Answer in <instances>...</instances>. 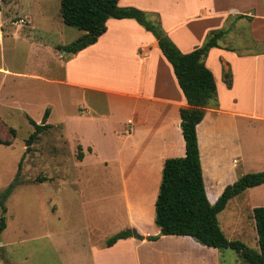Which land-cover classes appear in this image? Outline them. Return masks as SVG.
Returning <instances> with one entry per match:
<instances>
[{"label":"rangeland","instance_id":"obj_1","mask_svg":"<svg viewBox=\"0 0 264 264\" xmlns=\"http://www.w3.org/2000/svg\"><path fill=\"white\" fill-rule=\"evenodd\" d=\"M138 1L151 7L161 6L166 24H171L184 15L197 18V8L185 9L184 1L188 5L211 0ZM211 12L206 22L209 27L226 29V47L235 45L238 54L264 50V27L253 39L245 21L237 20L239 23L234 24V17L226 22L227 17L213 18ZM147 17L160 23L158 13H147ZM80 34L83 32L62 22L60 0H0V66L11 71L0 73V118L15 131L10 136L11 144H0V220L5 223L0 229V264H105L99 255L95 263L93 249H104L106 238L123 230L137 232L134 223L148 230L155 227L146 211L135 216L128 198L130 192L125 191L131 187L133 194L142 185L148 195L150 182L142 168H150L151 164H124V169L116 162L79 164L73 124L66 131L62 126L61 116H71L77 111L79 96L56 82L62 72L59 61L65 51L55 49L54 45L69 44ZM224 59L233 62V58ZM209 65L214 67L213 63ZM261 66L263 63L250 65L247 71L260 78L262 70L257 67ZM250 86L254 88L253 83ZM221 94L222 99L229 96L224 90H220ZM95 100L98 108L104 106L100 99ZM252 101L250 88L239 108L246 111L255 108L257 113H264V104L253 105ZM46 109L50 114L45 122L51 126L40 131L32 143L28 142L35 130L29 118L40 124ZM238 130L242 155L234 168L235 174L222 177L219 188L236 175L264 169V122L242 117L238 119ZM0 136H6L3 128ZM216 149L217 153L208 152V157H216L215 162H210L215 164L213 168L219 165V173L223 165L227 167L229 157L237 156L222 151V147ZM11 184L14 186L8 191ZM256 206H264V185L248 188L230 199L218 216L228 238L256 247L250 213L251 207ZM235 222L247 227L244 231L238 232L236 227L232 230ZM157 239L158 236L149 241ZM147 248L140 249V257H149L141 264H175L180 254H173L178 249L170 254L168 247L159 245ZM221 264L249 263L227 248L223 250Z\"/></svg>","mask_w":264,"mask_h":264},{"label":"crops","instance_id":"obj_2","mask_svg":"<svg viewBox=\"0 0 264 264\" xmlns=\"http://www.w3.org/2000/svg\"><path fill=\"white\" fill-rule=\"evenodd\" d=\"M118 3L122 7H137L146 13H158L164 33L183 53L200 46L210 30L223 28L208 26L206 20L209 10L212 11L213 18L227 17L226 22L234 17V24L245 21L249 24L253 39L259 35L261 27H264L261 24L264 20V0H211L210 3L189 2L188 5L184 1L185 9L188 6L189 9L197 8V18L184 15L176 22L174 19L171 24H166L161 6L151 7L138 0H118ZM225 36L226 34L220 39L222 43L218 41L220 47L210 48L205 58V65L214 76L218 106L207 107L203 119L196 126L204 187L210 203L217 199L226 186L219 188L220 179L235 174L234 168L241 158L238 119L246 117L264 122V113H257L255 108L253 111L239 108L241 99L249 94L250 88L253 105L264 104V50L238 54L235 45H224ZM58 45L62 44H55V49H58ZM225 57L233 58V62L224 59ZM209 63H213L214 67L211 68ZM262 63L261 68L257 67L262 70V76L252 77L247 71L250 65L255 67ZM59 67L62 72L56 82L79 96L77 111L71 116H61L65 131L70 123L73 124V134L82 152L78 163L116 162L123 169L124 164H151L150 168H142L144 177L150 182L148 195L142 185L133 194L131 187L125 191L130 192L128 198L134 206L132 209L135 216H141L146 211L153 223L154 201L163 161L185 153L179 109L187 105L172 66L162 54L156 38L133 18L109 17L104 33L78 52L64 53ZM230 67L231 86L228 87L222 71L228 68L230 70ZM0 73L11 71L0 66ZM251 83L254 88L250 86ZM220 90L228 93L227 99L221 98L223 94L220 95ZM95 98L100 99L104 106L98 108ZM49 114L50 110L48 116ZM217 147L237 156L232 159L229 157L227 167L223 165L219 173V165L213 168L215 164L210 162H215L216 157H208V152L217 153ZM241 175H236L230 183ZM262 185L264 183L251 188ZM213 190L216 193L212 194ZM143 202L146 204L143 205ZM242 222H235L232 230L236 227V231H244L247 225ZM219 224L221 227L220 220ZM133 226L143 237L152 234L157 235L158 239L149 241L131 236L118 239L104 249L94 248L95 263L99 255L105 259V264H141L143 259L148 260L149 257H140V249L143 247L148 250V246L159 245L162 248L168 247L170 254L178 249L173 252L174 255L180 253L175 264H221L223 250L202 245L191 236L164 235L160 234L156 226L148 230L143 229L139 223H134ZM251 226L252 230L255 229L253 220ZM221 229L223 230L222 227ZM238 232L235 234L238 235ZM253 238L256 242V235Z\"/></svg>","mask_w":264,"mask_h":264},{"label":"trees","instance_id":"obj_3","mask_svg":"<svg viewBox=\"0 0 264 264\" xmlns=\"http://www.w3.org/2000/svg\"><path fill=\"white\" fill-rule=\"evenodd\" d=\"M60 17L65 25L75 27L83 32L75 41L58 45L65 53L73 54L94 43L106 30V20L113 18H133L145 29L152 32L158 46L171 64L178 85L185 97L186 106L179 109L180 128L184 139L183 156L164 159L158 192L154 201L153 223L164 235H188L199 243L217 248L233 249L249 264H264V206L252 208L251 218L256 231V247H249L239 239H228L220 227L218 213L228 201L240 195L248 188L264 183V169L247 172L235 181L227 184L217 199L208 201L196 134V126L203 119L207 107L218 106L217 91L212 71L205 65V58L210 48L220 47L218 41L225 35L226 29H212L206 35L205 41L189 52H181L162 30L158 20H151L147 13L134 6L122 7L118 0H60ZM225 84L231 86V72L222 71ZM49 110L46 109L40 124L32 118L29 122L34 126V132L28 142L37 134L50 127L45 122ZM6 126L0 118V129L6 131V136H0V144H11L10 136L14 129ZM78 159L82 158L80 146H77ZM28 146L26 149H29ZM20 164V163H19ZM11 184L8 191L12 189ZM0 220V229L4 227ZM135 237L147 240L156 239V235L141 236L133 230L116 232L106 238L104 246L113 245L118 239Z\"/></svg>","mask_w":264,"mask_h":264},{"label":"water","instance_id":"obj_4","mask_svg":"<svg viewBox=\"0 0 264 264\" xmlns=\"http://www.w3.org/2000/svg\"><path fill=\"white\" fill-rule=\"evenodd\" d=\"M160 234H162V233L160 232Z\"/></svg>","mask_w":264,"mask_h":264}]
</instances>
